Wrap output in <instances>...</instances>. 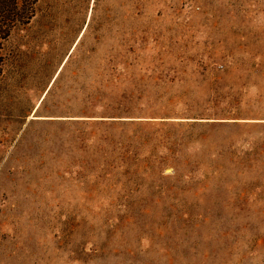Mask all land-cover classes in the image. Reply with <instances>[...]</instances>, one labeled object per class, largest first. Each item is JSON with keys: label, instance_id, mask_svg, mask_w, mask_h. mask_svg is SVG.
<instances>
[{"label": "rangeland", "instance_id": "1", "mask_svg": "<svg viewBox=\"0 0 264 264\" xmlns=\"http://www.w3.org/2000/svg\"><path fill=\"white\" fill-rule=\"evenodd\" d=\"M1 53L0 264H264V0H38Z\"/></svg>", "mask_w": 264, "mask_h": 264}, {"label": "trees", "instance_id": "2", "mask_svg": "<svg viewBox=\"0 0 264 264\" xmlns=\"http://www.w3.org/2000/svg\"><path fill=\"white\" fill-rule=\"evenodd\" d=\"M38 0H0V74L5 56L4 42L19 26L28 24L36 13Z\"/></svg>", "mask_w": 264, "mask_h": 264}]
</instances>
